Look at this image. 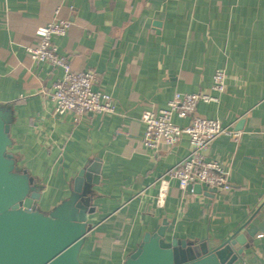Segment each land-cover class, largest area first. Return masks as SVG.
<instances>
[{"label": "crops", "instance_id": "1", "mask_svg": "<svg viewBox=\"0 0 264 264\" xmlns=\"http://www.w3.org/2000/svg\"><path fill=\"white\" fill-rule=\"evenodd\" d=\"M66 18L52 40L75 70H94L95 89L115 111L54 114L49 97L59 67L36 63L26 50L36 29ZM215 68L221 93L210 89ZM204 91L199 115L237 134H221L202 151L227 172L229 187L185 188L169 179L157 205L160 175L190 148L187 134L156 156L143 142L144 110L165 107L174 92ZM0 106L9 110L16 167L40 190L37 207L51 209L73 189L80 169L97 168L90 187V229L79 250L83 264H119L166 221V239H225L250 221L232 264H264V0H0ZM184 126L189 117L172 116ZM89 173H92L89 171Z\"/></svg>", "mask_w": 264, "mask_h": 264}, {"label": "water", "instance_id": "2", "mask_svg": "<svg viewBox=\"0 0 264 264\" xmlns=\"http://www.w3.org/2000/svg\"><path fill=\"white\" fill-rule=\"evenodd\" d=\"M10 124L9 110L0 106V264H83L78 254L90 229V187L99 179L97 168L80 169L73 189L51 209L37 207L39 188L8 150ZM249 222L245 231L253 237ZM245 224L214 243L168 240L163 221L153 233L145 232L119 264H232L243 251Z\"/></svg>", "mask_w": 264, "mask_h": 264}, {"label": "built area", "instance_id": "3", "mask_svg": "<svg viewBox=\"0 0 264 264\" xmlns=\"http://www.w3.org/2000/svg\"><path fill=\"white\" fill-rule=\"evenodd\" d=\"M70 26L66 18H53L36 29L37 41L26 47L32 60L36 63L45 62L51 67L62 70L52 83L49 97L53 103V113L61 115L69 112L73 119L85 113L108 114L115 111L112 96L93 88L98 80L94 70H75L67 57L61 55L52 38L65 35ZM225 88V72L215 68L212 74L210 89L221 93ZM215 96L204 91H176L165 107L147 109L142 112L144 123L143 144L151 149L156 156L159 143L168 146L176 143L182 134H187L190 148L188 153L168 167L158 178L157 205H163L169 179H175L178 186L185 188L190 183H201L212 189H227L229 187L227 172L217 160L206 158L203 150L210 142L221 134H237L236 131L224 126L217 118L201 116L196 111L199 100H215ZM189 117L186 125L181 126L172 121V116Z\"/></svg>", "mask_w": 264, "mask_h": 264}]
</instances>
